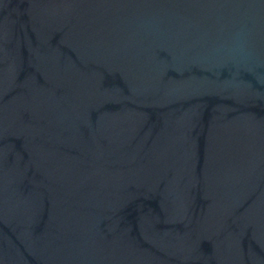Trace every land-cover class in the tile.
Returning <instances> with one entry per match:
<instances>
[{
  "label": "water",
  "instance_id": "water-1",
  "mask_svg": "<svg viewBox=\"0 0 264 264\" xmlns=\"http://www.w3.org/2000/svg\"><path fill=\"white\" fill-rule=\"evenodd\" d=\"M0 264H264V0H0Z\"/></svg>",
  "mask_w": 264,
  "mask_h": 264
}]
</instances>
